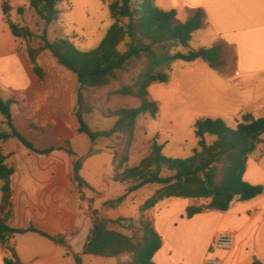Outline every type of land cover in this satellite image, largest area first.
I'll use <instances>...</instances> for the list:
<instances>
[{
	"label": "crops",
	"instance_id": "1",
	"mask_svg": "<svg viewBox=\"0 0 264 264\" xmlns=\"http://www.w3.org/2000/svg\"><path fill=\"white\" fill-rule=\"evenodd\" d=\"M5 2L9 3L0 0V7ZM155 4L163 10H175L181 22L195 11H202L204 26L192 37L199 46L192 47L191 40L189 47L198 50L219 46L221 57H225L227 48L232 60L224 63L221 73L201 61L183 62L172 68L168 84L149 88V94L155 88L171 89L173 97H150L151 100H157L164 110L171 108L173 121L189 129L202 118H221L236 128L242 116L264 117L260 116L264 111V0H155ZM2 21L7 25L0 26V97L12 101V125L35 149L25 148L15 139L0 144L7 165L14 168L5 208L1 190L4 181L0 180V218L7 217L10 228L25 231L15 235L9 245L23 264H77V255L82 264L126 262L128 255L107 258L83 254L91 235L93 211L105 220L138 218L140 206L151 194H147L135 216H130L126 208L140 190L110 206L109 202L123 196L126 189H118L115 184L120 183L112 180L113 153L103 138L90 142L76 135L78 86L72 89L73 97H54L45 70L40 67V78L33 69L30 47L12 34L5 16ZM0 129L8 130L1 115ZM168 135L175 139L178 136L171 131ZM261 139L263 143L248 157L244 180L264 186V134ZM48 149L54 150L40 153ZM100 154L111 155V169L93 184L85 178L84 171ZM77 160L82 162L80 175L87 185L82 189L74 179ZM192 204V200L169 198L145 214L163 242L154 255L155 264H204L210 254L222 264H252L254 258L264 264V193L244 202L235 200L226 212L206 210L188 219L186 209ZM206 204L203 200L196 203ZM30 228L51 237L63 236L65 245L28 231ZM221 232L231 234L238 247L212 251L213 240ZM0 264H4L1 249Z\"/></svg>",
	"mask_w": 264,
	"mask_h": 264
},
{
	"label": "trees",
	"instance_id": "2",
	"mask_svg": "<svg viewBox=\"0 0 264 264\" xmlns=\"http://www.w3.org/2000/svg\"><path fill=\"white\" fill-rule=\"evenodd\" d=\"M64 0H31L30 5L46 26L59 18L57 6ZM109 12L112 24L105 37L93 50L82 52L67 39L50 42L46 31L40 37L42 45L29 48L30 62L36 74L43 78L42 69L36 65L35 57L49 51L57 62L76 76L79 87L76 92L75 113L79 124L78 132L85 134L95 142L101 138L125 137L123 155L113 152L116 163L113 182L125 184L126 192L118 199L109 202L110 206L120 204L127 195L147 186H157L154 192L140 206L139 218H120L115 221L98 218L93 211L92 230L83 249L84 255L118 258L129 254L130 261L118 264H155L154 255L162 247V238L157 233L152 221L143 216L160 201L169 198H182L194 201L186 209V218L191 219L206 210L226 212L237 201H248L264 193V186L251 185L244 180L248 157L257 146L263 143L264 117L242 116L236 128L229 127L221 118L198 119L193 126L198 140L197 148L188 158H168L162 154V146L153 142L151 153L138 166L129 168V151L134 141L136 123L141 115L149 113L156 118L159 111L157 102L150 99L149 88L153 84H168L175 61L192 63L201 61L216 71H221V48L192 49L189 43L193 34L204 26L202 11H195L186 21L181 22L175 10H163L155 0H109ZM2 12L15 37L30 38L34 34L27 27L12 23V7L5 2ZM23 14L24 8H18ZM125 50H119L120 45ZM134 63H141L139 74L131 85L117 89L114 94L130 96L140 100L138 108H119L109 113L116 118L114 127L109 131H93L87 125L83 115L94 109L85 103L83 91L108 86L118 79L120 71ZM12 101L0 97V115L5 119L8 130L0 129V144L11 139L17 140L25 148L35 151L32 143L26 140L12 125ZM207 137H214L208 144ZM48 149L40 153H50ZM71 155L74 153L69 150ZM81 160L74 163V179L79 189L87 186L80 175ZM14 168L6 163V157L0 149V180L4 181L2 207L9 204V179ZM206 205L197 206L199 201ZM7 217L0 218V249L4 264H23L17 252L9 243L23 230H14L8 226ZM116 224L130 234L109 228ZM55 244L65 245L64 237H51L32 228ZM76 263L82 264L81 256H76ZM252 264H262L254 258Z\"/></svg>",
	"mask_w": 264,
	"mask_h": 264
},
{
	"label": "rangeland",
	"instance_id": "3",
	"mask_svg": "<svg viewBox=\"0 0 264 264\" xmlns=\"http://www.w3.org/2000/svg\"><path fill=\"white\" fill-rule=\"evenodd\" d=\"M8 1L13 7L10 13L11 22L29 28L34 34L30 38L20 37L24 44L26 43L28 47L33 49L42 45L40 37L46 31L48 41L53 42L56 39H67L78 50L88 52L100 44L112 24L108 8L109 0H64L57 6L59 10L58 20L48 26L36 15L30 5L31 0ZM20 7L24 8L22 15L18 13V8ZM3 15L2 8L0 7V26L4 24L3 27H6L5 25L7 24L2 21ZM191 46L198 48L199 45L196 40H192ZM119 50L123 52L125 45H120ZM224 53L225 57L223 55L221 57V71L224 70V63L227 60H232V52L229 49L225 48ZM35 63L47 73L49 91L54 97H73L72 89L76 86L79 87L76 76L62 67L49 51L39 53L35 57ZM181 65H183V62L175 61L172 68ZM141 67V63L129 65L125 70L120 71L118 79L112 81L108 86L83 91L85 103L94 109L91 113L83 115L85 122L91 130L109 131L116 123V118L109 116L110 112L119 108L133 109L140 106V100L137 98L117 95L114 92L123 86L131 85L133 79L139 74ZM150 95V97H173V91L171 89L155 88L152 89ZM153 100L159 106L158 115L156 118H153L149 113H146L138 118L134 132V141L129 151V168L138 166L144 158L150 155L151 146L154 141L163 147L162 154L165 157L174 159L188 158L193 154V150L197 148L198 140L195 137L194 130L173 121L170 117L172 109L164 110L160 107L157 100L154 98ZM260 116H264V111L260 113ZM170 131L177 133V139L168 135ZM76 135L85 141L91 142L85 134L77 131ZM214 139V137H208V144H211ZM102 142L109 146L112 153L117 150L120 157L123 155L125 137L103 138ZM97 159L96 161H90L84 171L85 178L93 184H97L100 176L105 171L111 169L110 154H107V156L100 154ZM115 185L118 189L122 190L127 187L125 184ZM156 188L157 186L142 188L129 201L126 212L130 216H135L147 194H152ZM80 197L84 198L83 196ZM143 217L146 219L145 214ZM109 228L124 234H130L128 230L121 229L113 223L109 224ZM125 255L129 257L126 262L130 261L131 256L129 254ZM212 256L210 254V257Z\"/></svg>",
	"mask_w": 264,
	"mask_h": 264
},
{
	"label": "built area",
	"instance_id": "4",
	"mask_svg": "<svg viewBox=\"0 0 264 264\" xmlns=\"http://www.w3.org/2000/svg\"><path fill=\"white\" fill-rule=\"evenodd\" d=\"M238 247L234 237L226 232L218 233L212 243V251L222 250V251H231ZM204 264H222V261L215 257H209Z\"/></svg>",
	"mask_w": 264,
	"mask_h": 264
}]
</instances>
